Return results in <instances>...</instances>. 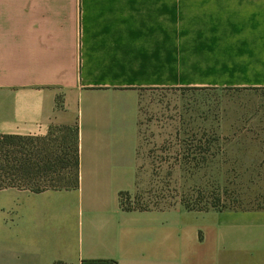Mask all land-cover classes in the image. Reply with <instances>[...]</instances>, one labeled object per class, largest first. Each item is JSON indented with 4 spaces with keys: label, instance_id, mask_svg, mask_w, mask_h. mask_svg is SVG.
Segmentation results:
<instances>
[{
    "label": "crops",
    "instance_id": "crops-1",
    "mask_svg": "<svg viewBox=\"0 0 264 264\" xmlns=\"http://www.w3.org/2000/svg\"><path fill=\"white\" fill-rule=\"evenodd\" d=\"M176 89L264 91V0H0V136L78 126L80 156L77 190H0V264H264V210L121 209L144 171L223 172L201 135L264 133L188 106L159 128L173 161L142 165L141 93Z\"/></svg>",
    "mask_w": 264,
    "mask_h": 264
},
{
    "label": "rangeland",
    "instance_id": "rangeland-1",
    "mask_svg": "<svg viewBox=\"0 0 264 264\" xmlns=\"http://www.w3.org/2000/svg\"><path fill=\"white\" fill-rule=\"evenodd\" d=\"M188 106L207 107L210 109L208 112L212 113L211 116L215 112L218 114L223 112L225 131L222 138L227 140L232 136L231 128L228 129L232 122H236L233 125L235 129H240L244 122H246L244 126H248L247 122L250 118H263L264 91L219 90L207 93L179 89L143 91L141 93L140 141L142 165L146 166L149 162L156 170L158 164L166 161L165 158H169L160 155L163 151L162 147L155 146L156 141L162 138L159 136V128L161 124L166 125L167 118L173 115L176 117L174 127H179L178 121L183 120H179V111ZM193 113L198 115L200 112ZM201 137L211 139L208 140L211 141L210 144L215 140L210 133L201 135ZM224 142V147L216 148L209 145L206 149H192L193 156L199 157L201 152L207 154L208 158L215 154L216 150L222 151V157L218 155V158L223 160V172L193 173L195 176L191 178L176 179L168 177V172L165 171H154V173L144 171L142 172L143 177L137 179V188L131 196L140 193L144 199H148L147 196L154 199L159 197L162 202L172 204V208L180 207V201L185 198L193 197L196 200L199 196L205 200L215 199L216 210H223L227 207L264 209V133L252 146H230L227 143L229 141ZM245 143L251 142L245 141ZM168 149L164 150L170 151L174 158L172 154L177 151V148ZM169 161L173 160H167L166 164ZM145 192L148 193L147 196ZM161 206L164 207V205Z\"/></svg>",
    "mask_w": 264,
    "mask_h": 264
},
{
    "label": "trees",
    "instance_id": "trees-1",
    "mask_svg": "<svg viewBox=\"0 0 264 264\" xmlns=\"http://www.w3.org/2000/svg\"><path fill=\"white\" fill-rule=\"evenodd\" d=\"M57 107L62 109L58 100ZM207 135L203 134L202 136ZM214 138L215 134H211ZM207 137V136H205ZM191 141H196V135H191ZM205 139V138H201ZM210 145L211 139H206ZM208 145V146H209ZM208 146L194 145L190 147L203 149ZM204 152V151H203ZM200 154H204L201 153ZM199 154V155H200ZM193 155V154H192ZM196 157V155H194ZM193 156V157H194ZM198 160L197 158H193ZM203 159V158H202ZM79 130L78 126H54L44 137L31 136H0V190L17 189L39 194L46 191H70L79 187ZM147 192L145 195L147 196ZM121 192L119 194L121 209L124 211L168 210L172 204L162 202L159 197L154 199L142 194ZM180 201V208L187 211L206 212L216 210V200H205L197 196ZM161 205H164L161 206ZM172 205V206H171ZM168 206V207H166ZM177 208V207H176ZM223 210H264L235 209L227 207ZM91 264H102L90 262ZM55 264H65L57 262Z\"/></svg>",
    "mask_w": 264,
    "mask_h": 264
}]
</instances>
